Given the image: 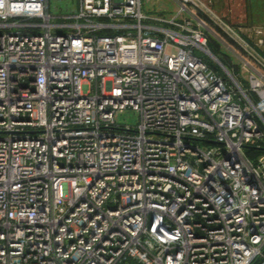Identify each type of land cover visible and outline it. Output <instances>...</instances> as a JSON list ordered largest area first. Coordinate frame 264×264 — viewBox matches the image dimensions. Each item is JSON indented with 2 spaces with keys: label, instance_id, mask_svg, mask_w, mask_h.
Masks as SVG:
<instances>
[{
  "label": "built area",
  "instance_id": "2783aa9c",
  "mask_svg": "<svg viewBox=\"0 0 264 264\" xmlns=\"http://www.w3.org/2000/svg\"><path fill=\"white\" fill-rule=\"evenodd\" d=\"M51 1L0 0V264H264V26Z\"/></svg>",
  "mask_w": 264,
  "mask_h": 264
},
{
  "label": "rangeland",
  "instance_id": "374dc122",
  "mask_svg": "<svg viewBox=\"0 0 264 264\" xmlns=\"http://www.w3.org/2000/svg\"><path fill=\"white\" fill-rule=\"evenodd\" d=\"M204 2L205 0H201ZM244 3V7L242 10L248 16V25L246 26V30H250L251 32L254 29V26L264 25V0H241ZM244 1V2H243ZM220 7H222V14L221 19L235 28V24L232 23V15L230 12L231 9V0H220ZM144 4L147 5L149 8H153V6H160L165 9L166 16H173L176 15L178 12V4L173 0H144ZM206 4V3H205ZM210 4V3H209ZM207 5V4H206ZM208 6V5H207ZM78 8V0H52L50 3V9L53 14H68L73 13ZM197 11L202 14L208 21L210 20L209 14L204 12L202 9L197 8ZM220 18V17H219ZM213 23V22H212ZM237 27V26H236ZM245 27V26H244ZM236 29V28H235ZM249 40L253 43L254 39L248 37ZM216 47L215 43H212ZM220 52V57H222L225 63L230 67V61L225 55H229L228 51L222 50ZM231 59L236 62L234 57ZM118 120L123 123H130L135 124L138 121V114L133 110H126L123 111L118 115Z\"/></svg>",
  "mask_w": 264,
  "mask_h": 264
},
{
  "label": "crops",
  "instance_id": "0c3cea01",
  "mask_svg": "<svg viewBox=\"0 0 264 264\" xmlns=\"http://www.w3.org/2000/svg\"><path fill=\"white\" fill-rule=\"evenodd\" d=\"M244 2V1H243ZM204 5H206L215 15H217L218 17L221 18V14H222V7H220V0H205ZM206 3V4H205ZM210 3V4H209ZM244 3H242L241 0H231V15H232V23L235 24V28L237 30L238 33H240L241 35H243L244 37L248 38H252L253 37V30L251 32L250 30H246V26L248 25V16L246 15V13L242 10V8L244 7ZM160 7V6H159ZM148 6L143 4V9H147ZM245 26V27H244ZM259 25L254 26L257 27ZM264 26V25H263ZM249 39V38H248ZM253 39V38H252Z\"/></svg>",
  "mask_w": 264,
  "mask_h": 264
},
{
  "label": "trees",
  "instance_id": "16d2710c",
  "mask_svg": "<svg viewBox=\"0 0 264 264\" xmlns=\"http://www.w3.org/2000/svg\"><path fill=\"white\" fill-rule=\"evenodd\" d=\"M212 45V44H211ZM212 50H213V52L215 53V54H217V55H219L220 56V53H219V51L217 50V48L214 46V45H212ZM221 59H222V61H224V59L222 58V57H220ZM225 62V61H224Z\"/></svg>",
  "mask_w": 264,
  "mask_h": 264
}]
</instances>
